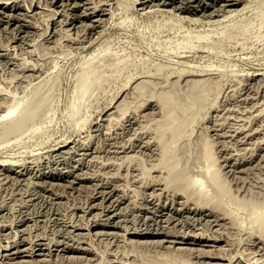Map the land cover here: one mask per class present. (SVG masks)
I'll list each match as a JSON object with an SVG mask.
<instances>
[{"label": "rangeland", "instance_id": "374dc122", "mask_svg": "<svg viewBox=\"0 0 264 264\" xmlns=\"http://www.w3.org/2000/svg\"><path fill=\"white\" fill-rule=\"evenodd\" d=\"M6 1V7H0V108L7 104L4 99L8 104L13 102L14 92L23 103L33 100L36 106L28 126L37 129L34 127L36 131H31L32 135L25 130L29 134L25 135L23 130L5 132L0 126V161L8 162L1 167L0 175V264H17L20 259L24 261L18 264H106L104 260H109L107 264H120L123 257L126 260L123 258V264H159L166 258L165 253L169 257L181 254L191 264H264V237L250 230V216L264 209V0H236L237 5L227 4L231 0H204L205 3L203 0H161V3L160 0H109L111 4L108 0ZM96 6L105 8L99 16L93 13ZM215 6L217 12L223 6L224 10L217 14ZM209 10L215 11L214 16ZM224 11L230 15L237 12L227 19L223 18ZM222 27L223 34L218 32ZM186 38L191 39V47H177L176 42ZM98 42L102 47H98ZM104 49L113 55L108 54L98 62L96 72L103 75L83 96L75 112L71 103L79 68L90 53L102 54ZM122 57L126 59L112 72L111 63ZM157 61L158 66L165 63L162 75L155 71ZM124 63L127 66L122 67ZM169 63L172 68L166 66ZM183 65L187 71L179 72L178 66L182 69ZM204 68L209 72L202 76ZM128 74L132 76L126 82ZM194 77L200 81L198 84ZM149 78L160 83L157 86L151 82L154 89L175 83L172 85L178 97L169 101L174 106L170 107L171 112H167V100L151 97L149 91H143L146 88L138 85L134 88L137 81ZM187 78H193L194 83ZM128 88L145 94L134 95V91L131 97ZM190 88L204 97H189L186 90ZM123 93L130 95L129 99ZM185 108H191L192 117H185ZM165 116L183 121L180 138L171 143L173 151L168 161L175 165L172 169L169 163L163 164L168 167L157 164L160 161L157 137L165 129V121H170ZM163 137L169 141V131ZM206 142L213 153V165L208 168L212 160L206 161L202 156ZM213 170H217L230 198L211 199L198 192L203 189L210 194L212 188L206 174ZM195 178L200 184L191 183ZM107 193L113 196L107 197ZM166 213L171 214L167 215L170 220ZM16 242L27 253L22 250L9 254ZM33 257L39 261L35 263ZM171 260L167 264H175Z\"/></svg>", "mask_w": 264, "mask_h": 264}, {"label": "bare ground", "instance_id": "6f19581e", "mask_svg": "<svg viewBox=\"0 0 264 264\" xmlns=\"http://www.w3.org/2000/svg\"><path fill=\"white\" fill-rule=\"evenodd\" d=\"M15 1V0H14ZM53 1V0H52ZM68 1V0H67ZM72 1V0H71ZM87 1V0H86ZM138 1V0H137ZM145 1V0H144ZM165 1V0H164ZM173 1V0H172ZM199 1V0H198ZM204 1V0H203ZM214 1V0H213ZM224 1V0H223ZM10 2V1H9ZM56 2V1H55ZM58 2V1H57ZM83 2H85V1H83ZM104 2V1H103ZM108 2H109V0H108ZM111 2V1H110ZM109 2V3H110ZM116 2V1H115ZM117 2H118V0H117ZM163 2V1H162ZM178 2V1H177ZM180 2H181V0H180ZM185 2H187V0L185 1ZM200 2V1H199ZM237 2L238 1H236V0H231L229 3H227V4H231V5H237ZM244 2V1H243ZM7 3H8V1H6V0H0V7H6V5H7ZM38 3H39V1H38ZM51 3V2H50ZM61 3H64L63 1L61 2ZM69 3V2H68ZM76 3V2H75ZM107 3V2H106ZM105 3V4H106ZM135 3H136V1H135ZM134 2H133V4H135ZM147 3V2H146ZM150 3V2H149ZM153 3V2H152ZM151 3V4H152ZM160 3H161V0H160ZM164 3V2H163ZM184 3V2H183ZM204 3H205V1H204ZM215 3V2H214ZM226 3V2H225ZM224 3V4H225ZM13 4V3H12ZM40 4V3H39ZM44 4H46V2L44 3ZM78 4V3H77ZM104 4V3H103ZM111 4V3H110ZM119 4V3H118ZM157 4V3H156ZM177 4V3H176ZM181 4V3H180ZM194 4V3H193ZM197 4V3H196ZM207 4V3H206ZM205 4V5H206ZM209 4V3H208ZM217 4V3H216ZM215 4V5H216ZM221 4H223L222 2H221ZM244 4V3H243ZM37 5V4H36ZM61 5V4H60ZM64 5H67V4H65L64 3ZM69 5V4H68ZM74 5V4H73ZM78 5H80V4H78ZM86 5V4H85ZM89 5V4H88ZM92 5H94V4H92ZM91 5V6H92ZM96 5V4H95ZM94 5V6H95ZM97 5H99V3H97ZM109 5V4H108ZM148 5V4H147ZM154 5V4H153ZM21 6V5H20ZM43 6V5H42ZM41 6V7H42ZM45 6V5H44ZM43 6V7H44ZM90 6V7H91ZM101 6V5H100ZM145 6V5H144ZM163 6V5H162ZM172 6V5H171ZM196 6V5H195ZM198 6V5H197ZM219 6H220V4H219ZM244 6V5H243ZM19 7V6H18ZM40 7V6H39ZM48 7H49V5H48ZM48 7H46V9L48 10V9H50V8H48ZM62 7H64V6H62ZM82 7H84L83 5H82ZM107 8H108V6H106ZM150 7V6H149ZM173 7V6H172ZM172 7H170V8H172ZM178 7H179V5H178ZM177 7V8H178ZM182 7V6H181ZM181 7H180V9H181ZM193 7V6H192ZM224 7V6H223ZM223 7H222V9H223ZM15 8V7H14ZM69 8V7H68ZM74 8V7H73ZM88 8V7H87ZM94 8H96V10H94L93 11V13H96V14H94V15H98V14H100V12H103L104 10H105V8L102 6V7H99V9H97L98 7L96 6V7H94ZM112 8V7H111ZM110 8V6H109V9H111ZM140 8H142V7H140ZM190 8V7H189ZM217 8V6H215V8H214V10L217 12V10H218V8ZM221 8V7H220ZM219 8V9H220ZM231 8V7H230ZM229 8V9H230ZM33 9V8H32ZM45 9V10H46ZM54 8H52V10H53ZM66 9V8H65ZM145 9V8H144ZM172 9H175V8H172ZM179 9V8H178ZM177 9V10H178ZM192 9V8H191ZM195 9V8H194ZM206 9V8H205ZM221 9V10H222ZM228 9V8H227ZM234 9H235V7H234ZM233 9V10H234ZM240 9H242V8H240ZM239 9V10H240ZM1 10V9H0ZM11 10H12V8H11ZM51 10V11H52ZM56 10V9H55ZM70 10H71V8H70ZM86 10V9H85ZM85 10H83V11H85ZM108 10V9H107ZM196 10V9H195ZM197 10H198V8H197ZM196 10V11H197ZM204 10V9H203ZM220 10V11H221ZM224 10V9H223ZM230 10H232V9H230ZM232 10V11H233ZM235 10H237V9H235ZM54 11V10H53ZM64 11V9L62 10V12ZM66 11V10H65ZM110 12H112L111 10H109ZM178 11H180V10H178ZM184 11V10H183ZM209 11H211V10H209ZM214 11V12H215ZM220 11H218L219 13H220ZM229 11V10H228ZM3 12V11H2ZM55 12V11H54ZM56 12H58L57 10H56ZM55 12V13H56ZM86 12V11H85ZM107 13H108V11H106ZM105 12V13H106ZM211 12H213V11H211ZM214 12L213 13H211V14H213V16H214ZM218 12H217V14H218ZM223 12V11H222ZM230 12V11H229ZM227 13V14H225V11H224V17L223 18H227V19H229L230 17H231V15H232V13L234 12H232L231 13V15H230V13ZM237 11H235V13H236ZM10 13V12H9ZM54 13V14H55ZM64 13V12H63ZM82 13V12H81ZM87 14H88V12H86ZM85 13V14H86ZM92 13V12H91ZM194 13H195V11H194ZM204 13V12H203ZM235 13H233V14H235ZM3 14V13H2ZM65 14H68V13H66L65 12ZM111 14H113V12L111 13ZM208 14V13H207ZM210 14V13H209ZM3 15H5V13L3 14ZM10 15H11V13H10ZM12 15H14V14H12ZM81 15V14H80ZM92 15V14H91ZM106 15V14H105ZM216 15V14H215ZM6 16V15H5ZM74 16V15H73ZM72 16V17H73ZM77 16V15H76ZM82 16V15H81ZM99 16V15H98ZM104 16V15H103ZM221 16V15H220ZM220 16H219V18H220ZM227 16V17H226ZM228 16H230L229 18H228ZM233 16V15H232ZM17 17V16H16ZM68 18H69V16H67ZM84 17V16H83ZM94 17V16H93ZM102 17V16H101ZM108 17H110V16H108ZM204 17H207V16H205L204 15ZM8 18L9 17H7V20H8ZM78 18V17H77ZM85 18V17H84ZM209 18V17H208ZM217 18V17H216ZM219 18H217V19H219ZM11 19V18H10ZM14 19V18H13ZM85 19H87V18H85ZM102 19V18H101ZM104 19H106V17L105 18H103V20ZM222 19V18H221ZM219 19L220 21H223L224 19ZM72 20V19H71ZM70 20V21H71ZM94 20H99V19H96V18H94ZM107 20V19H106ZM108 20H109V18H108ZM209 20H211L210 18H209ZM214 20V19H213ZM216 20V19H215ZM214 20V21H215ZM10 21V20H9ZM26 21V20H25ZM90 21V20H89ZM75 22V21H74ZM91 22V21H90ZM89 22V23H90ZM100 22V21H99ZM104 22H105V20H104ZM213 22V21H212ZM216 22V21H215ZM92 23V22H91ZM222 23V22H221ZM27 24V23H26ZM29 24V23H28ZM32 24V23H31ZM30 24V25H31ZM96 24H98V22L96 23ZM106 24V23H105ZM108 24V23H107ZM106 24V25H107ZM88 25V24H87ZM91 24H89V26H90ZM105 25V26H106ZM24 26V25H23ZM32 26V25H31ZM92 26H93V24H92ZM91 26V27H92ZM96 26V25H95ZM100 26V25H99ZM104 26V24H102V27ZM223 26H225V24H223ZM25 27V26H24ZM90 28V27H89ZM96 28H97V26H96ZM99 28V27H98ZM105 29V28H104ZM100 30V29H99ZM103 30V28L100 30V31H102ZM244 31V30H243ZM94 32H95V30H94ZM219 33H221V34H223L224 32H225V28L224 27H222L221 29H220V31H218ZM243 33V32H242ZM241 33V34H242ZM92 35V33L90 34V36ZM91 38V37H90ZM93 39V38H92ZM108 39V38H107ZM107 39L105 40V41H107ZM83 40H85V39H83ZM89 41H91V39L89 40ZM102 42H104V40H101ZM81 42V41H80ZM82 42H84V41H82ZM81 42V43H82ZM97 42V41H96ZM190 42H191V39L190 38H186L185 40H181V41H177L176 42V45H177V47H181V48H190L191 47V45H190ZM87 43V42H86ZM99 43V42H98ZM97 43V44H98ZM104 43H106V42H104ZM103 43V44H104ZM108 43V42H107ZM106 43V44H107ZM101 43H99L98 44V47L100 46V47H102L101 45H100ZM81 46V45H80ZM79 46V47H80ZM94 46V45H93ZM105 46H107V45H105ZM200 46H202V45H200ZM204 46H209L208 48H210V47H213V45H205L204 44ZM203 46V47H204ZM215 47L217 46V45H214ZM83 47H85V46H83ZM82 47V48H83ZM98 47L96 46L95 48L97 49V50H99L98 49ZM149 47V46H148ZM176 47V48H177ZM103 48H106V47H103ZM108 48V47H107ZM175 48V49H176ZM91 49H94V47L93 48H91ZM87 50H89V49H87ZM110 50V49H109ZM93 51V50H92ZM102 52H103V50H101ZM108 50H106L105 51V49H104V52L101 54V53H97V51L96 52H92V53H90V55L87 57V59L86 58H84V59H86L85 60V62H84V64L82 65V67L81 68H79L80 70H79V72L77 73V75H76V85H75V89H74V93H75V96H74V94H73V96H72V98H74L73 99V103H71L72 105H73V108H72V110L73 111H75L77 108H78V104L81 102V99L83 98V96L88 92V90L90 89V87L100 78V77H102V75H99L96 71V69H97V64H98V62H101L102 60H103V58L106 56V55H108V54H112L111 53V51H108ZM88 52V51H87ZM100 52V51H99ZM110 52V53H109ZM146 52V51H145ZM149 52V51H148ZM96 53V54H95ZM147 53V52H146ZM150 53V52H149ZM152 53V52H151ZM89 54V53H88ZM87 54V55H88ZM86 55V56H87ZM113 55V54H112ZM148 55V54H147ZM150 55V54H149ZM163 55V54H162ZM161 55V56H162ZM185 55V54H184ZM144 56V55H143ZM177 56V55H176ZM180 56V55H179ZM183 56V55H182ZM187 56H189L188 54H187ZM167 57V56H166ZM147 58H149L148 56H147ZM152 58V57H151ZM165 58V57H164ZM171 58V57H170ZM177 58V57H176ZM126 58L125 57H122V58H116V59H114L113 60V62L111 63V71L113 72L114 70H116V69H118L120 66H119V63L121 62V61H124ZM146 59V58H145ZM153 59V58H152ZM187 59V58H186ZM193 59V58H192ZM154 60H156L155 58H154ZM153 60V62H155ZM180 60V59H179ZM188 60V59H187ZM191 60V59H190ZM161 61V60H160ZM178 61V60H177ZM183 61V60H182ZM182 61H180L181 63H182ZM184 61H185V59H184ZM183 61V62H184ZM159 61H157L156 62V68H155V71L156 72H158L159 71V73L161 72V70H164V65H165V63L164 64H161V66L159 65L158 66V63ZM164 62V61H163ZM180 62H179V64H180ZM191 62H192V60H191ZM190 62V63H191ZM94 63V64H93ZM126 63V62H125ZM124 63V64H125ZM162 63V62H161ZM185 63V65H186V63H189V62H184ZM183 63V64H184ZM122 64L121 66L122 67H125V66H127V64ZM159 64H160V62H159ZM192 64H194V63H191V65ZM137 65V64H136ZM180 65H182V64H180ZM187 65H189V64H187ZM186 65V66H187ZM260 65V64H259ZM166 66H168V68H169V66L171 67V65H170V63H169V65H166ZM184 66V65H183ZM190 66V65H189ZM193 66V65H192ZM197 66V65H196ZM195 65L193 66V67H195V68H197ZM198 66H200V65H198ZM180 67H182V66H180ZM191 67V66H190ZM109 68V69H110ZM163 68V69H162ZM172 68V67H171ZM188 69L187 67H183L182 69L181 68H179V66H178V71L179 72H185V71H183V69ZM201 68V67H200ZM257 68V67H256ZM165 69H166V67H165ZM185 69V70H186ZM191 69V68H190ZM202 70H203V68H201ZM252 69V68H251ZM250 69V70H251ZM172 70H174V68L172 69ZM171 70V71H172ZM182 70V71H181ZM197 70H199L198 68H197ZM254 70H256V69H254ZM258 70V69H257ZM262 70V69H261ZM175 71H177V69H175ZM187 71V70H186ZM188 71H190V70H188ZM193 71V70H192ZM191 71V72H192ZM206 71H208V70H206L205 68H204V71L202 72V71H200V73H198V74H201V72H202V76L204 75V74H206ZM249 71V70H248ZM112 72L110 73V76H112L111 74H112ZM156 72H151V73H153L152 75H156L157 73ZM165 72V71H164ZM168 72H169V70H168ZM191 72H190V74H191ZM194 72V71H193ZM193 72H192V74H193ZM195 72H197V71H195ZM209 72V71H208ZM207 72V73H208ZM250 72V71H249ZM248 72V73H249ZM262 72V71H261ZM150 73V74H151ZM154 73H156V74H154ZM162 73V72H161ZM160 73V74H161ZM173 73V72H172ZM204 73V74H203ZM251 73V72H250ZM254 73V72H253ZM130 74H132V73H130ZM149 74V73H148ZM147 74V75H148ZM149 74V75H150ZM160 74H157V76L158 75H160ZM167 74V73H166ZM169 75H172V74H170V73H168ZM167 74V75H168ZM178 74H180V73H178ZM183 74V73H182ZM187 74V73H186ZM194 74H196V73H194ZM193 74V75H194ZM209 74V73H208ZM247 74V73H246ZM254 74H260V73H254ZM261 74H263V73H261ZM129 75V74H128ZM126 76V77H128L127 78V80H126V82H128L129 81V78H130V76H132V75H129V76ZM146 75V76H147ZM151 75V76H152ZM162 75V74H161ZM165 75V74H164ZM174 75V77H175V74H173ZM172 75V76H173ZM171 76V77H172ZM178 76V75H177ZM182 76V75H181ZM180 75L178 76V77H181ZM184 76H186L185 74H184ZM189 76V75H188ZM206 76H208V75H206ZM75 77V76H74ZM125 77V78H126ZM161 76H159V78H160ZM167 77V76H166ZM170 77V76H169ZM177 77V78H178ZM191 77V76H190ZM198 77H199V75H198ZM257 77V76H256ZM264 77V76H263ZM262 77V78H263ZM108 78V77H107ZM151 78V77H150ZM150 78L149 79H141V80H139V81H137V82H140V81H143V82H140V83H137L136 81V84H135V87L134 88H137V85L139 86V87H142V88H146L147 90H143V91H149V95H151V97H156L157 99H161V100H164V101H166V102H168V104H166V102H165V104L167 105V108H168V110H167V112L169 113V112H171L170 110H171V108L173 109L174 108V106H173V104H172V107L170 106V102L169 101H171L173 98H177L178 97V93L176 92V89H175V83L174 82H172V83H174V85H172V83L170 82V86H168L167 84L168 83H166V82H169L167 79H169V78H165L164 77V80L166 81L165 83H166V85L167 86H164V87H161V88H159V89H154L153 87H152V83H154L155 85L156 84H158L157 82H158V80L155 78V76H154V78H155V80L157 81V82H152V81H154V79L151 81L150 80ZM152 78H153V76H152ZM158 78V77H157ZM182 78H183V76H182ZM189 78V77H188ZM187 78V79H188ZM202 78V77H201ZM200 78V79H201ZM204 78H206V77H204ZM211 78V77H210ZM75 79V78H74ZM109 79V78H108ZM131 79V78H130ZM161 79H162V77H161ZM186 79V80H187ZM193 79V78H192ZM191 78L190 79H188V81L190 80V81H194V79H197V80H195V83L196 84H198L200 81H198V78L196 77H194V79L192 80ZM256 79V78H255ZM160 80V79H159ZM163 80V79H162ZM185 80V81H186ZM219 80V79H218ZM258 80H260L259 78H258ZM161 81V80H160ZM170 81H171V79H170ZM174 81H175V78H174ZM188 81H186V82H188ZM202 81V80H201ZM221 81V80H220ZM125 82V81H124ZM152 82V83H151ZM177 82V81H176ZM208 82H209V80H208ZM162 83V82H161ZM185 83V82H184ZM194 83V82H193ZM202 83V82H201ZM200 83V84H201ZM203 83H205L204 85H208V83L206 82V80H205V82H204V80H203ZM207 83V84H206ZM124 84V83H123ZM153 84V85H154ZM160 84V83H159ZM159 84L157 85V86H159ZM164 84V82L162 83V85ZM232 84V83H231ZM193 85V84H192ZM232 85H235V83L234 84H232ZM132 86V88H133V85H131ZM132 88H128L129 90H130V92H131V89ZM234 89V88H233ZM232 89V90H233ZM128 91V90H127ZM135 91V89L134 90H132V92H134ZM235 91V90H234ZM14 92V91H13ZM131 92V97L133 96L132 93ZM12 93V92H11ZM11 93L10 94H8V95H10L11 96ZM135 94L134 95H141L142 94V96H144L143 94H145V93H143L142 91H140V90H136L135 92H134ZM232 93V92H231ZM234 93V92H233ZM232 93V94H233ZM16 93L14 92V94H12V96H11V100L13 101L12 103H10L9 102V104H8V101H6L5 99H4V101L5 102H7V104L5 103V104H2V105H4L3 107H2V105H1V108H0V126L2 127V130L3 131H5V132H16V131H21V130H23V131H27V132H30V134H31V131L33 132V130H34V127L35 126H28V122L31 120V118H32V116H33V111H32V109L36 106V103L33 101V100H30V101H28V103H23L24 101L22 100V98H20V97H18V98H16V95H15ZM127 94V93H126ZM126 94L125 93H123V95L124 96H126ZM130 95H129V97H130ZM186 95H188L189 97H191V98H196V99H202L203 97H204V95H202V94H200L199 93V91H197L195 88H190V89H188V90H186ZM19 96V95H18ZM123 96V97H124ZM146 96V95H145ZM23 97V96H22ZM127 97V96H126ZM125 97V98H126ZM129 97H127L128 99H129ZM139 97V96H138ZM138 97H137V99H138ZM150 97V96H149ZM2 98V97H1ZM4 98H6V99H8V96L6 97H4ZM126 98V99H127ZM134 98V97H133ZM24 99V98H23ZM135 99V98H134ZM134 99H132V100H134ZM4 101H2L3 103H4ZM1 102V103H2ZM170 103V104H169ZM117 105V104H116ZM175 105V104H174ZM169 106V107H168ZM171 107V108H170ZM114 108H116V106L114 105ZM113 108V109H114ZM170 108V109H169ZM191 109V108H190ZM190 109L188 110V108H185V110H184V115H185V117L188 115V117L190 118V117H192L193 116V111H190ZM76 111H78V110H76ZM75 111V112H76ZM75 112H74V114H75ZM110 112V111H109ZM112 113V112H111ZM111 113H109V114H111ZM72 114V113H71ZM108 114V113H107ZM167 115H169V114H167ZM106 116H108V115H106ZM109 116H112V115H109ZM165 117H167V116H165ZM105 118V117H104ZM106 118H108V117H106ZM111 118V117H110ZM110 118H108V119H110ZM168 119L170 118V121L169 122H166L165 121V123H167V124H165V125H163V122H162V125L165 127V129H166V131H169V133H170V140L168 141V140H166V138H164L163 136H164V133L166 132L165 131V129L163 130V132H160L159 133V136L157 137V140H158V143H159V155H160V161L157 163V164H167V163H169L168 164V166H171L170 167V169H172L175 165H173V164H171L170 165V162L168 161L169 159H170V157L172 156L171 155V153H172V151H173V147H172V142H175V141H177V138L179 137L180 138V136H181V134H182V127H181V125H182V123H183V121H181L180 122V119L179 118H177V117H171V116H169V117H167ZM83 120L84 119H82L81 120V122L79 123V124H81L82 122H83ZM78 124V125H79ZM160 124V123H159ZM161 125V124H160ZM167 125V126H166ZM260 125V124H259ZM262 125V124H261ZM163 127V128H164ZM257 127V126H256ZM262 127V126H261ZM36 128V127H35ZM263 128V127H262ZM261 128V129H262ZM37 129V128H36ZM255 129V131H257V129H260V128H254ZM253 129V130H254ZM25 131V135H29L27 132ZM34 131H36V130H34ZM249 131V130H248ZM243 132V131H242ZM254 132V131H253ZM34 133V132H33ZM245 133V132H244ZM250 133V132H249ZM32 135V134H31ZM247 135H248V132H247ZM250 135V134H249ZM248 135V136H249ZM253 135V134H252ZM21 136V135H20ZM23 137V136H22ZM21 137V138H22ZM242 137H243V135H242ZM244 137H246V134L244 135ZM18 138H20L19 136H18ZM68 138V137H67ZM67 138H65V139H67ZM178 138V139H179ZM245 139V138H244ZM244 139H242V141L244 140ZM15 140L16 141H18V139H17V137L15 138ZM70 140V139H69ZM14 141V140H13ZM62 141V140H61ZM59 142V141H58ZM67 142H68V139H67ZM147 142H149V141H147ZM61 143V142H60ZM63 143H64V140H63ZM172 143V144H171ZM59 144V143H58ZM57 144V145H58ZM76 144V143H75ZM79 144V143H78ZM79 145H81V144H79ZM63 145L61 144V145H59L57 148H60V147H62ZM87 147V146H86ZM122 147V146H121ZM55 148V147H54ZM53 148V149H54ZM56 149V148H55ZM85 149V148H84ZM87 149H90V148H88L87 147ZM122 149H124L123 147H122ZM121 149V150H122ZM66 150V149H65ZM64 150V152H67V150L65 151ZM116 150H118V149H116ZM68 151H69V149H68ZM202 151H203V153H202V156H203V158L207 161H211L212 160V158H213V153H212V151H211V146H210V144L208 143V142H206V143H204V145H203V148H202ZM116 152V151H115ZM60 153H61V151H60ZM85 154H86V152H84ZM88 153V152H87ZM91 154V153H90ZM93 155H91V160H92V158L94 157H92ZM228 156H230V155H228ZM83 158V157H82ZM15 159V158H14ZM6 160V159H5ZM18 160V159H17ZM17 160H16V164H17ZM90 160V159H89ZM168 161V162H167ZM234 161V160H233ZM15 162V161H14ZM6 163H8V162H6ZM6 163H5V161L3 162L2 160L0 161V175H1V171H2V166H5L6 165ZM18 163H20V162H18ZM109 163H110V161H109ZM112 164L114 163V161H112L111 162ZM172 163V162H171ZM235 163H237V162H235ZM22 164V163H21ZM233 164V163H232ZM12 165H13V162H12ZM17 165H19V164H17ZM17 165H15V166H17ZM22 165H24V162H23V164ZM213 165V160L211 161V163L209 162V164L207 165V168L208 167H210V166H212ZM161 166V165H160ZM164 166V165H163ZM163 166H161V167H163ZM168 166H164V167H168ZM234 166V165H233ZM232 166V167H233ZM9 167V166H8ZM18 167H20V165L18 166ZM24 167V166H23ZM5 168V167H4ZM22 168V167H21ZM26 168V167H25ZM136 168H138L137 166H136ZM9 169V168H8ZM19 169V168H18ZM234 169V168H233ZM236 169V168H235ZM235 169L233 170V171H235ZM238 169V168H237ZM24 170V169H23ZM157 170V169H156ZM239 170V169H238ZM5 171V170H4ZM137 171V170H136ZM140 171V170H139ZM19 172V171H18ZM138 172V171H137ZM5 173V172H4ZM22 173V172H21ZM141 172H138V174H140ZM159 173V172H158ZM77 174V173H76ZM84 174V173H83ZM138 174H137V177H138ZM160 174H161V172H160ZM160 174H158V175H160ZM61 175H62V173H61ZM78 175V174H77ZM80 175H82L81 173H80ZM118 175V174H117ZM135 175H136V173H135ZM156 175H157V173H156ZM155 175V176H156ZM56 176V175H55ZM54 176V177H55ZM62 176H64V175H62ZM83 176V175H82ZM86 175H84V177H85ZM112 176V175H111ZM110 176V177H111ZM119 176V175H118ZM140 176V175H139ZM3 177V176H2ZM74 177V176H73ZM78 177H79V175H78ZM81 177V176H80ZM154 177V176H153ZM153 177H151V179L152 180H154L153 179ZM158 177V176H157ZM156 177V178H157ZM1 178V177H0ZM57 178V177H56ZM103 178V177H102ZM112 178V177H111ZM155 178V177H154ZM159 178H161V177H159ZM158 178V180H160ZM65 179V178H64ZM73 179V178H72ZM78 179V178H77ZM90 179V178H89ZM104 179H106V178H104ZM113 179V178H112ZM117 179V178H116ZM206 179H207V181H208V183L210 184L209 186H211V188H212V193L210 192V194H207V191H205V190H203V189H199L198 190V192L199 193H201V194H203V195H207V197H210L211 199L213 198V199H215L216 197L217 198H219V197H225V199L226 198H230V193L228 194V192L229 191H226L227 190V188H226V186H224V184H223V182L222 183H220L221 181H219V176H218V172H217V170H213V171H209L208 172V174H206ZM102 180V179H101ZM75 181V180H74ZM83 181H84V179H83ZM82 181V182H83ZM99 181V180H98ZM110 181V180H109ZM117 181V180H116ZM151 181V180H150ZM156 181H157V179H156ZM72 182V181H71ZM77 182V181H76ZM80 183H81V181H79ZM101 182V181H100ZM114 183H115V181H113ZM118 182V181H117ZM38 183V182H37ZM49 183V182H48ZM78 183V182H77ZM98 183V182H97ZM106 183V182H105ZM191 183H198L197 182V178H195L194 180H192L191 181ZM40 184V183H39ZM56 184V183H55ZM99 184H101V183H99ZM98 184V185H99ZM113 184V183H112ZM118 184V183H117ZM198 184H200V183H198ZM223 184V185H222ZM98 185H97V187H98ZM105 185V184H104ZM110 185V184H109ZM108 185V186H109ZM113 185H116V183L115 184H113ZM120 184H118V186H119ZM50 186V185H49ZM53 186V185H52ZM71 186V185H70ZM79 186V185H78ZM156 186V185H155ZM224 186V187H223ZM112 187V186H111ZM47 188V187H46ZM116 188V187H115ZM159 188V187H158ZM226 188V189H225ZM52 189V188H51ZM98 189V188H97ZM97 189H96V191H97ZM101 189V188H100ZM107 189V188H106ZM109 189V188H108ZM102 190H104V189H102ZM102 190H100V191H102ZM53 191V190H52ZM95 191V192H96ZM106 192H107V190H105ZM116 191V190H115ZM226 191V192H225ZM55 192H57V193H59L57 190L55 191ZM111 192V191H110ZM98 193H99V191H98ZM102 193V192H101ZM105 193V192H104ZM104 193H102V194H104ZM96 194V193H95ZM111 195H112V193H110ZM55 195H59V194H55ZM107 195V197H108V193L106 194ZM111 195H109V196H111ZM116 195V194H115ZM120 195V194H119ZM113 196V195H112ZM122 196V195H121ZM94 197V196H93ZM123 197V196H122ZM98 198V197H97ZM105 198V197H104ZM121 198V197H120ZM119 199V198H118ZM104 200V199H103ZM112 200V199H111ZM122 200V199H121ZM102 201V200H101ZM100 201V202H101ZM113 201H115V200H113ZM112 201V202H113ZM125 201V200H124ZM99 202V201H98ZM103 202V201H102ZM96 203V202H95ZM95 203H93V204H95ZM107 203V202H106ZM109 203V202H108ZM114 203V202H113ZM115 203H117V202H115ZM92 204V203H91ZM102 204V203H101ZM118 204V203H117ZM106 205H108V204H106ZM110 205V204H109ZM114 205V204H113ZM113 205H111V206H113ZM119 205V204H118ZM90 205H88V207H89ZM94 206V205H93ZM102 206V205H101ZM105 206V205H104ZM106 207H109V206H106ZM116 207V206H115ZM119 207V206H118ZM117 207V208H118ZM103 208V207H102ZM110 208V207H109ZM89 209V208H88ZM104 209V208H103ZM112 209V208H111ZM190 209V208H189ZM94 210V209H93ZM102 210V209H101ZM106 210H108V208L106 209ZM88 211V210H87ZM92 211V210H91ZM103 211V210H102ZM101 211V212H102ZM115 210H113V212H114ZM117 211H118V209H117ZM190 211V210H189ZM110 212H111V210H110ZM100 213V212H99ZM112 213V212H111ZM117 213V212H116ZM120 213V212H119ZM96 214H98V213H96ZM102 214V213H101ZM110 214V213H109ZM115 214V213H114ZM99 215V214H98ZM118 215V214H117ZM157 215V214H156ZM165 215V214H164ZM168 214L166 213V216H167ZM169 215H171V214H169ZM168 215V216H169ZM96 216V215H95ZM105 216V215H104ZM168 216H167V219H169L168 218ZM96 217H99V216H96ZM103 217V216H102ZM106 217V216H105ZM108 217V216H107ZM110 217V216H109ZM108 217V218H109ZM157 217V216H156ZM172 217V216H171ZM95 218V217H94ZM107 218V220H109ZM102 219V218H101ZM160 219V218H159ZM171 219V218H170ZM169 219V220H170ZM163 220H165L166 221V219L164 218ZM162 220V221H163ZM100 221V220H99ZM102 221V220H101ZM100 221V222H101ZM104 221V220H103ZM102 221V222H103ZM158 221H160V220H158ZM91 222H92V220H91ZM97 222V221H96ZM99 222V223H100ZM105 222V221H104ZM168 222V221H167ZM166 222V223H167ZM89 223V222H88ZM107 223V222H106ZM114 223V222H113ZM116 223V222H115ZM162 223V222H161ZM250 223H251V226H250V230L252 231V232H254V233H258L257 234V236L259 235H263L262 237H264V209L263 210H261V211H259V212H256L255 214H253V215H251L250 216ZM93 224V223H92ZM91 224V225H92ZM96 225V224H95ZM101 225H103V224H101ZM162 225V224H161ZM5 226V225H4ZM87 226V225H86ZM89 226V225H88ZM87 226V227H88ZM110 226V225H109ZM117 227H119L118 225H116ZM168 226V225H167ZM74 227H75V225H74ZM77 227H78V225H77ZM87 227H86V229H87ZM112 227V226H111ZM116 227V228H117ZM166 227V226H165ZM164 227V228H165ZM90 227H88V229H89ZM85 229V228H84ZM95 229V228H94ZM127 229V228H126ZM126 229L124 230L125 232H126ZM154 229V228H153ZM158 229V228H157ZM161 229V228H160ZM159 229V230H160ZM76 230V229H75ZM97 230V229H96ZM99 230V229H98ZM98 230H97V232L96 233H98ZM102 230V229H101ZM100 230V231H101ZM105 231H106V229H104ZM134 230V229H133ZM140 230V229H139ZM139 230H136L135 229V231H139ZM143 230V229H142ZM162 230V229H161ZM166 230V229H165ZM167 230H169V228H167ZM99 231V232H100ZM109 231V230H108ZM130 231V230H129ZM134 231V232H135ZM158 231V230H157ZM162 231H164V229L162 230ZM169 231H171V230H169ZM22 232H23V230H22ZM102 232V231H101ZM113 232V231H112ZM112 232H110V234H112ZM143 232H144V230H143ZM146 232V231H145ZM165 232V231H164ZM164 232H163V234H164ZM167 232V231H166ZM173 232V231H172ZM175 232V231H174ZM173 232V233H174ZM177 232V231H176ZM19 233V232H18ZM78 233H80V232H78ZM89 233V232H88ZM105 233H107V232H105ZM109 233V232H108ZM148 233V232H147ZM162 233V232H161ZM168 233V232H167ZM173 233H171V234H173ZM254 233H252V234H254ZM74 234V233H73ZM75 234H76V239H77V232H75ZM74 234V235H75ZM81 234V233H80ZM170 233H168V235H169ZM180 234V233H179ZM184 234V233H183ZM18 235H20V234H18ZM82 235V234H81ZM85 235V234H84ZM131 235V234H130ZM151 235V234H150ZM166 235V234H165ZM164 235V236H165ZM177 235H178V233H177ZM254 235H256V234H254ZM83 236V235H82ZM170 236V235H169ZM194 236V235H193ZM258 236V237H259ZM16 236H14V238H15ZM24 237H26L25 235H24ZM80 237V236H79ZM181 237H182V235H181ZM183 237H184V235H183ZM186 237H188V236H186ZM195 237V236H194ZM193 237V238H194ZM210 237V236H209ZM217 237V236H216ZM13 238V239H14ZM18 238V237H17ZM23 238V237H22ZM27 238V237H26ZM71 238H73V236L71 237ZM190 238H191V236H190ZM211 238V237H210ZM213 238V237H212ZM40 239V238H39ZM200 239V238H199ZM207 239H208V237H207ZM216 239V238H215ZM214 239V240H215ZM15 241L17 240V239H14ZM21 240V239H20ZM74 240V239H73ZM81 240H82V238H81ZM146 240H148L149 241V239H145V241ZM153 240V243L155 242L154 241V239H152ZM158 240H160V239H158ZM173 240V239H172ZM176 240V239H175ZM175 240H173V241H175ZM178 240V239H177ZM193 240V239H192ZM191 240V241H192ZM9 241V240H8ZM19 241V240H18ZM23 241V240H22ZM21 241V242H22ZM34 241H36V240H34ZM38 241V240H37ZM40 241V240H39ZM76 241H78V240H76ZM76 241H74L73 243L75 244L76 243ZM79 241H80V239H79ZM78 241V242H79ZM143 242H144V240H142ZM151 241V240H150ZM161 241H162V239H161ZM164 241V240H163ZM179 241V240H178ZM180 241H182V240H180ZM186 241V240H185ZM212 241V240H211ZM263 241V240H262ZM67 242V241H66ZM78 242H77V244H78ZM159 242V241H158ZM157 242V240H156V244L158 243ZM167 242V241H166ZM190 242V241H189ZM193 242V241H192ZM197 242V241H196ZM264 242V241H263ZM8 243V242H7ZM7 243H6V245H7ZM9 243H10V241H9ZM36 243V242H35ZM39 243V242H38ZM72 243V244H73ZM83 243V242H82ZM81 243V241H80V244H82ZM170 243H173V242H171L170 241ZM11 244V243H10ZM14 244V243H13ZM17 244H19L18 242H16L13 246H12V248H14V250H12L9 254H16L17 252H19V251H22V250H26V249H19V246H17ZM44 244H46V243H44ZM43 244V245H44ZM72 244H70V245H72ZM159 244V243H158ZM202 244V243H201ZM31 245V244H30ZM29 245V246H30ZM36 245V244H35ZM40 245V244H39ZM62 245V244H61ZM65 245V244H64ZM161 245V244H160ZM11 246V245H10ZM25 246V245H24ZM27 246V245H26ZM33 246V245H32ZM41 246V245H40ZM50 246V245H49ZM60 246V245H59ZM69 246V245H68ZM76 246V245H75ZM1 247V246H0ZM7 247H8V245H7ZM6 246H5V248H7ZM28 247V246H27ZM34 247V246H33ZM32 247V248H33ZM36 247H38V246H36ZM46 247V246H45ZM78 247V246H77ZM80 247H82L81 245H80ZM215 247H217V246H215ZM3 248V247H2ZM44 248V247H43ZM42 248V249H43ZM50 249L52 248V246L51 247H49ZM172 248V247H171ZM177 248V247H176ZM179 248V247H178ZM181 249H182V247H180ZM184 248V247H183ZM27 249H29V248H27ZM49 249V250H50ZM68 249V248H67ZM185 249V248H184ZM6 250H10V248H7ZM54 250V249H53ZM57 250H59V249H57ZM72 250V249H71ZM173 250V249H172ZM204 250V249H203ZM202 250V251H203ZM207 250V249H206ZM206 250H204V252L206 251ZM2 251V250H1ZM35 251V250H34ZM176 251V250H175ZM175 251H174V253H175ZM180 251V250H179ZM178 251V252H179ZM182 251V250H181ZM201 251V250H200ZM3 252V251H2ZM28 252H29V250H28ZM36 252V251H35ZM42 252V251H41ZM166 252V251H165ZM165 252H162L161 251V253H165ZM4 254L5 253H8V252H3ZM3 253H1V255L3 254ZM25 253H27L26 251H25ZM37 253H40V252H37ZM48 253V252H47ZM169 253H170V251H169ZM181 253V252H180ZM179 253V254H180ZM202 252H199V255L201 254ZM4 254H3V256H4ZM24 254V253H23ZM29 254V253H28ZM34 254V253H33ZM44 255H45V253H43ZM50 254V253H49ZM48 254V255H49ZM166 254V253H165ZM165 254H163L164 255V257L166 256V258L164 259V260H162V261H160L159 262V264L161 263V264H167L171 259H173L174 260V263L176 264H191V262L187 259V258H183V256L180 254V256L178 255V256H174V254H173V256L172 257H169L167 254L165 255ZM170 254H172V251H171V253ZM203 254V253H202ZM207 254V253H206ZM209 254V253H208ZM218 254V253H217ZM217 254H214V255H217ZM21 255V254H20ZM161 255V254H160ZM163 255H161V256H163ZM175 255H177V253H175ZM205 255V254H204ZM214 255H212V256H214ZM221 256H222V253L220 254ZM219 255V256H220ZM2 256V257H3ZM7 256H8V254H7ZM10 256V255H9ZM16 256V255H15ZM206 256V255H205ZM210 256H211V254H210ZM14 257V256H13ZM31 257V256H30ZM47 257V256H46ZM224 257V256H223ZM6 258V257H5ZM16 258V257H15ZM15 258H14V260H15ZM36 257H33V260L35 259ZM122 258V257H121ZM121 258H120V260H121ZM124 258V257H123ZM123 258H122V261H123ZM222 258V257H221ZM118 259V261H119V258H117ZM127 259V258H126ZM4 260V259H3ZM2 260V261H3ZM5 260H8V259H5ZM18 260V259H17ZM21 260L22 259H20V261H19V263L21 262ZM27 260V259H26ZM30 260V259H29ZM40 260H41V258H40ZM43 260V259H42ZM47 260V259H46ZM104 260V259H103ZM114 260V259H113ZM173 260H171V261H173ZM0 261H1V259H0ZM10 261V260H9ZM11 261H13V260H11ZM16 261V260H15ZM14 261V262H15ZM18 261H16V263L18 264ZM22 261H24V259L22 260ZM31 261H32V259H31ZM31 261H29L30 263H31ZM36 259H35V263H36ZM39 261V260H38ZM37 261V262H38ZM109 261V260H108ZM108 261L106 260H104V262H107L108 263ZM111 261V260H110ZM115 261H116V259H115ZM122 261H120V264H121V262ZM124 261H126L125 260V258H124ZM128 261L129 260H127V263H128ZM33 262V261H32ZM45 262V261H44ZM97 262H100V259H99V261L97 260ZM96 262V263H97ZM104 262H102V263H104ZM130 262H134V261H130ZM216 262V261H215ZM253 262V261H252ZM4 263H7V262H5L4 261ZM9 263V262H8ZM11 263V262H10ZM23 263V262H22ZM27 263H28V261H27ZM43 263V262H42ZM45 263H47V262H45ZM106 263V264H107ZM115 263V262H114ZM123 263H125V262H122V264ZM173 263V262H172ZM220 263V262H219ZM2 264V263H1ZM15 264V263H14ZM25 264V263H24ZM38 264H41L40 262L38 263ZM105 264V263H104ZM111 264V263H110ZM129 264V263H128ZM132 264V263H131ZM135 264H138V263H135ZM210 264V263H209ZM212 264H213V262H212ZM216 264V263H215ZM222 264V263H221ZM224 264V263H223ZM239 264V263H238ZM249 264V263H248ZM255 264V263H254Z\"/></svg>", "mask_w": 264, "mask_h": 264}]
</instances>
